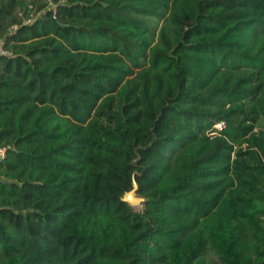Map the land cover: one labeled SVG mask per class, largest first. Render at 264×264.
<instances>
[{
	"label": "trees",
	"instance_id": "obj_1",
	"mask_svg": "<svg viewBox=\"0 0 264 264\" xmlns=\"http://www.w3.org/2000/svg\"><path fill=\"white\" fill-rule=\"evenodd\" d=\"M0 40V264H264V0H0Z\"/></svg>",
	"mask_w": 264,
	"mask_h": 264
},
{
	"label": "water",
	"instance_id": "obj_2",
	"mask_svg": "<svg viewBox=\"0 0 264 264\" xmlns=\"http://www.w3.org/2000/svg\"><path fill=\"white\" fill-rule=\"evenodd\" d=\"M135 189H136V184H135V182H133L132 183V189L125 192L123 194V196L121 197V200L125 201L130 206H132L134 204H140L142 201V198L135 195Z\"/></svg>",
	"mask_w": 264,
	"mask_h": 264
},
{
	"label": "rangeland",
	"instance_id": "obj_3",
	"mask_svg": "<svg viewBox=\"0 0 264 264\" xmlns=\"http://www.w3.org/2000/svg\"><path fill=\"white\" fill-rule=\"evenodd\" d=\"M219 125L221 126V124H219ZM220 126H218L217 124L215 125V127H220ZM132 208L134 210H139L141 208V205L140 204H134V205H132ZM204 261H205V264H213V262H215V256L210 250H206V252L204 254Z\"/></svg>",
	"mask_w": 264,
	"mask_h": 264
},
{
	"label": "built area",
	"instance_id": "obj_4",
	"mask_svg": "<svg viewBox=\"0 0 264 264\" xmlns=\"http://www.w3.org/2000/svg\"><path fill=\"white\" fill-rule=\"evenodd\" d=\"M53 9V7H52ZM9 54V52L4 49L1 45V40H0V55H7ZM218 126H220L219 124H217ZM9 146H6V147H0V159H2L4 157V154H5V151H6V148H8Z\"/></svg>",
	"mask_w": 264,
	"mask_h": 264
}]
</instances>
